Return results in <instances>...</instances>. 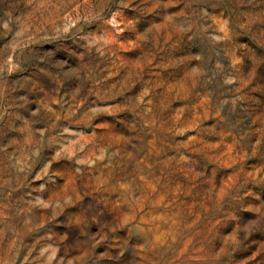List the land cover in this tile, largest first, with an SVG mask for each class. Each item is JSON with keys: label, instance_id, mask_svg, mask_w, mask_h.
I'll list each match as a JSON object with an SVG mask.
<instances>
[{"label": "rangeland", "instance_id": "rangeland-1", "mask_svg": "<svg viewBox=\"0 0 264 264\" xmlns=\"http://www.w3.org/2000/svg\"><path fill=\"white\" fill-rule=\"evenodd\" d=\"M0 264H264V0H0Z\"/></svg>", "mask_w": 264, "mask_h": 264}]
</instances>
